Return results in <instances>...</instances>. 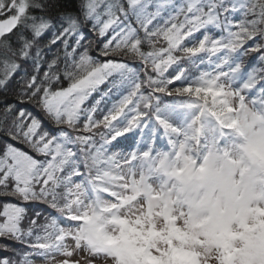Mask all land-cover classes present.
Returning a JSON list of instances; mask_svg holds the SVG:
<instances>
[{
  "label": "snow or ice",
  "instance_id": "1",
  "mask_svg": "<svg viewBox=\"0 0 264 264\" xmlns=\"http://www.w3.org/2000/svg\"><path fill=\"white\" fill-rule=\"evenodd\" d=\"M68 7L0 0V264L117 259L99 250L97 213L116 202L113 172L134 153L110 149L153 121L171 140L164 98L193 115L264 110V0H81L79 16ZM89 22L96 40L82 30ZM57 43L41 75L44 48ZM250 58L262 66L247 69Z\"/></svg>",
  "mask_w": 264,
  "mask_h": 264
},
{
  "label": "clouds",
  "instance_id": "2",
  "mask_svg": "<svg viewBox=\"0 0 264 264\" xmlns=\"http://www.w3.org/2000/svg\"><path fill=\"white\" fill-rule=\"evenodd\" d=\"M169 135L114 170L99 250L112 264H264V110L224 105Z\"/></svg>",
  "mask_w": 264,
  "mask_h": 264
},
{
  "label": "trees",
  "instance_id": "3",
  "mask_svg": "<svg viewBox=\"0 0 264 264\" xmlns=\"http://www.w3.org/2000/svg\"><path fill=\"white\" fill-rule=\"evenodd\" d=\"M49 2H53V0H49ZM56 2L64 3L66 5H69V7L67 9L68 11H71V12L75 13L78 16L80 15V13H79V4H80L81 0H56ZM181 2H182V0H174V3H176L177 5H179ZM53 16H55L54 12H53ZM89 27H90V22L89 23H84L82 30L86 33V36H87L88 39L96 40L97 38L91 32L88 31ZM49 37H50V33L45 34L41 38L40 44H41L42 47L47 42ZM14 43H15V41H14ZM98 47H99L98 44L95 45L91 49L90 54L93 55V56H97V48ZM60 48H61V45L59 43H57L56 45H53L51 47V49L44 48V60H45V63L41 67V70H40L41 75L47 69V63L46 62L50 61L53 58V54L57 51V49H60ZM33 51H35V50L33 49ZM205 59H207V58H205ZM128 62L133 67H139L140 66L139 61H128ZM254 65L257 66V67H261L262 66L254 58H250L246 62V68L249 69V70ZM24 67L28 68L29 73L31 74V62L30 61L26 62L24 64ZM200 68L201 69L207 68V65L206 64L200 65ZM20 75H21V73L18 72L16 75L13 76L11 84H10V87H12V88L16 87V81H17V79L19 78ZM65 86H67V82H65ZM105 89H106V85L105 86H101V90L102 91L105 90ZM124 94H126V93H124ZM98 98H99V94H94L93 98H91L89 100V102H88L89 106L94 102L95 99H98ZM116 99H119L118 95L111 96L109 98V103L111 101H113V100H116ZM180 104H181L180 101H176L175 103H173V101L170 98H164L161 101V104H160L161 115L165 119H167L170 123H172L173 126H176V123H175L173 117L170 115V108H175V107H177ZM25 107H27L30 111H32L36 116H38L41 119H43V114L41 112H39L36 108L32 107L31 105H25ZM190 118H191V114H190ZM45 127L51 128V125L47 121H45ZM148 127L152 128V134L154 136L153 137L154 140H156V139H158V138H160L162 136H167L165 134V130L162 127H160L155 121L148 123ZM137 129L140 130L141 128H137ZM97 139H99V138L97 137ZM18 146L22 147V148L24 147L23 145H18ZM8 243H12V242L9 241ZM0 254H2V253H0Z\"/></svg>",
  "mask_w": 264,
  "mask_h": 264
},
{
  "label": "rangeland",
  "instance_id": "4",
  "mask_svg": "<svg viewBox=\"0 0 264 264\" xmlns=\"http://www.w3.org/2000/svg\"><path fill=\"white\" fill-rule=\"evenodd\" d=\"M175 120L180 123V126L186 124L185 120L188 119V116L191 114L188 110L178 107L174 109ZM150 127H144L143 129L138 130L134 129L126 133L124 136H120L117 138V141L113 142V147L110 149L111 152L118 153L121 155L131 154L134 151H144L148 149L151 145L153 147V142L151 141V137L153 138V134L150 132ZM167 136H162L158 138V142L156 146L153 147L154 150L157 149H165L169 147ZM168 145V147H167Z\"/></svg>",
  "mask_w": 264,
  "mask_h": 264
}]
</instances>
